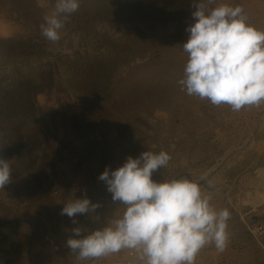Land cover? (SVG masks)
I'll return each instance as SVG.
<instances>
[{
	"label": "rangeland",
	"instance_id": "1",
	"mask_svg": "<svg viewBox=\"0 0 264 264\" xmlns=\"http://www.w3.org/2000/svg\"><path fill=\"white\" fill-rule=\"evenodd\" d=\"M118 1H121V4L124 3L125 5L143 4L142 6L138 5L139 7H142L140 11H145L144 13L143 11L140 12V15L138 14V17L142 19L147 18V16H151L150 12H147L145 8H148L149 5H154L156 15L158 13V16L155 18V20L165 24V27H163L164 29H161L162 32L159 31V35L157 36L155 41L156 43H154V45L150 43V39L144 36L142 38L145 41H143V39L141 40L140 46L142 47L140 50L138 48L139 46L137 47V45H130L132 42L129 40H126V42L129 43H123L122 38L124 39V35L126 36L125 39L130 38L132 37V31L128 32V34H125V32L122 34L120 32L117 33L116 36H113L110 34V31L105 28H101L99 25H101L102 20L106 23L110 17H113L112 15L115 13L113 9L109 8L99 15H90L87 10L81 9L80 7V9L77 12L72 13V15H70L72 17L69 16L68 20L65 22L66 25L68 24L67 27L69 28L67 31L68 37L71 36L70 34H72L70 42L68 41V43H65V41H59L60 43H58V45H61L60 48L53 50L54 42L52 43V41L50 42V40L45 39L41 32V25L46 24V22L44 19V9L37 0H1V2H4V5L7 9L8 15H5V17L9 21H7L8 23H2L3 26L2 24L0 25L2 27L0 28V49L2 51H0V58L2 57L1 59L5 61V65L3 67L0 66V106L2 103V105L5 106L0 107V136L1 138L3 136V138L0 139V157H3L6 160L8 158L7 161H9L8 163L13 174V176L11 174L13 177L11 179L13 186L9 183L10 185L8 184L5 186V190L0 189V264H144V262L140 260L141 253L137 249L123 248L116 253H112L104 257L81 260L78 258L77 254L72 252L66 245L67 239L73 236L72 229L80 227L82 229V235H87L96 229H102L103 227L108 226L109 219H117L122 217L123 212L125 211L124 206L120 203L115 204L112 202L111 194L107 191L106 184L99 180V175L106 168L110 169L112 167L110 170L117 169L123 165L129 156L133 158L138 157L143 151H151L157 154L161 151H165L171 156L167 166L161 168L158 172L153 174V179L155 181L165 182L172 179L186 178L191 181L198 182L202 186L204 193L211 197L210 203L215 209H227L230 212V219L228 221V232L230 239L226 249L223 252H220L216 249L214 244H208L197 254L195 258V264H264V102L258 106H244L239 111H233L230 105L221 104L219 106H215L207 98L200 99L197 96L188 95L186 90H182V86L179 84V81L183 78L184 66L188 58V54L183 49V44L189 38V33L186 31L187 27L194 23L192 12L195 10L193 7L195 0ZM51 2L53 3L52 0ZM221 4H227L232 7H241L247 17V22L254 25L257 29L264 30V0H215V3L211 5V7H216ZM129 13L131 16H133V13ZM164 14H166V16ZM134 15L136 16V14ZM75 17H77L76 20ZM101 17L102 19H100ZM94 20H96V22ZM79 21L81 24L78 23ZM103 22L102 24H104ZM14 26H16L18 29H22L21 34L16 36L13 34L12 36L11 29ZM81 31L83 34H81ZM27 36L31 38L29 39ZM98 37L100 39H98ZM26 38L29 40V42ZM103 38L106 40H103ZM119 39L122 40V42L118 41ZM76 40L77 43L74 42ZM90 40L91 43L92 40H94V48L95 46L97 48H95V53H92L91 49H89L91 47ZM107 42L108 44L106 45ZM64 44H68V46L66 45V47ZM21 46H23L22 48L24 49H21ZM33 46L35 48H32ZM100 46L102 48H100ZM82 48L83 50L81 51ZM130 48H132L134 51ZM120 49L122 50L119 51ZM1 53L3 55H1ZM127 53L131 55L134 54L133 56L136 57V59L130 62L127 61L125 58ZM140 53H144V56ZM37 54L40 55L37 56ZM96 58H98V60H96ZM27 59H29V61ZM84 60L86 62H84ZM62 61L65 62L61 63ZM158 61L163 62L166 65H171V68L173 66L174 70L178 71L179 73V77L176 80V84L174 85L176 89L172 93V96L170 94L169 100L163 99L167 101H158L155 100V98H151V101L143 100V105L137 110H134V112L131 113V111L128 110L125 113H120L119 121L123 120L124 123L130 125H132V123L131 121H128L127 118L129 116L134 117L136 120V124L134 126H129L126 124L127 126L123 125L121 128L119 127V123V125H117L115 128L107 125L103 118L104 109L107 107L106 105L108 102L117 96V93H114L117 89H113V81H119L120 78V80H122L123 78L128 77L134 68H147V64L149 66L152 63H159ZM66 62L68 63V66ZM82 63L83 65H81ZM107 63L111 64L107 65ZM59 66L62 70L59 68ZM70 66L71 68H69ZM14 70L16 72H14ZM21 70H25L24 73ZM64 72L67 76L64 75ZM68 72L70 73L68 74ZM93 72L95 73L93 74ZM71 73L73 75L75 74V77L72 79H70L73 76ZM3 74L7 75V77H4ZM10 74H12V76ZM24 74L28 77H25ZM125 74L126 76H124ZM86 75L87 77L85 78ZM9 76L12 78H8ZM76 76L78 77L77 79ZM46 78L48 80H45ZM67 79H70L71 81ZM16 80H19V82ZM99 81H102V83ZM82 82H85V84L87 82L88 84L85 85ZM1 85L2 87H5V89H3L4 92L2 91ZM101 85L103 86L102 88ZM10 86L11 88L13 86L14 87L11 89ZM85 87L89 90L85 89ZM97 87L99 89H97ZM100 89L102 92L99 91ZM17 91L19 93H17ZM45 91L47 92L45 93ZM6 92L9 93V95ZM111 92H113V94ZM62 96L65 97L63 98ZM93 101L96 105H100H98L99 108L93 103ZM102 102H105L106 104H103ZM12 104L13 106H10ZM91 104L94 107L91 106ZM87 105L90 106L88 107ZM102 105H104L105 108ZM84 106L87 108H84ZM38 107H40V110ZM95 107L97 108L95 109ZM14 108L17 109L14 110ZM100 108L103 109L101 110ZM98 109L101 113L97 111ZM50 112H53L54 114H51ZM128 112L131 114L127 115ZM78 113L83 114L84 116L80 114L78 115ZM5 121L6 123H4ZM14 123H16V125ZM2 126H4L3 129L5 131L2 129ZM34 126H37L39 131L37 130V127ZM129 128L132 134L130 135V138H126L124 137L125 135L127 136L125 131H127ZM110 134L115 135L117 140L116 143H114L113 139L110 140ZM61 139H63V141ZM126 140H128L130 143L127 150L129 153L127 152L126 155L122 156L120 160H116L118 156L117 154L124 152L122 148L123 144L120 145V143H126ZM1 141L4 143L2 142L3 144H1ZM78 143H80V145ZM81 146L83 149H81ZM76 151L78 152V157ZM81 151L84 153H81ZM98 151L100 152V156H98ZM66 155L69 157L70 155L72 156L69 158ZM44 157L47 159H44ZM32 158L36 162H34ZM31 163L33 164V167ZM16 164L19 165L17 166ZM39 165H41V167ZM18 169L22 170L19 171ZM22 171L24 172L23 174L21 173ZM35 172L37 174H35ZM29 177H33L34 180L31 181ZM209 181L211 182V185H209ZM16 190H18L20 193L18 194ZM10 192H12V194H10ZM7 193L10 195H7ZM20 194H23L24 196ZM32 195L35 197L33 198ZM9 196H13L14 199ZM85 197L91 199L93 203H98L100 205L95 213L91 215H77L75 218H70L67 215H61V210L64 207V204L74 201L75 199H82ZM51 207L54 208V211H52ZM3 209H7L6 212ZM42 209L45 212L42 211ZM37 213H40V215ZM31 214L33 218L31 217ZM15 228L18 230V232ZM4 229L7 230L5 231ZM19 229H21V231ZM23 229L25 230L22 231ZM6 237L11 241L6 239ZM241 237L243 238L241 239ZM4 243L7 246H3ZM17 246L19 248H17ZM10 254L12 256H10ZM5 255H8L9 257H6ZM59 255L60 257L58 258Z\"/></svg>",
	"mask_w": 264,
	"mask_h": 264
},
{
	"label": "clouds",
	"instance_id": "2",
	"mask_svg": "<svg viewBox=\"0 0 264 264\" xmlns=\"http://www.w3.org/2000/svg\"><path fill=\"white\" fill-rule=\"evenodd\" d=\"M214 3L193 4L194 23L187 27L189 38L183 44L188 58L179 83L188 95L207 98L215 106L227 104L233 111L258 106L264 102V30L249 24L241 7H211ZM78 8L79 0H56L55 12L41 25L42 35L59 41L60 30ZM170 159L165 151H143L115 170L106 168L99 180L106 184L112 202L122 204L125 211L90 234L82 235L80 227L72 229L67 247L81 260L137 249L144 264H195L208 244L223 252L230 239V212L215 209L198 182L155 181L153 174ZM11 174L9 163L0 157V189L11 183ZM99 207L87 197L75 199L64 204L61 215H91Z\"/></svg>",
	"mask_w": 264,
	"mask_h": 264
},
{
	"label": "bare ground",
	"instance_id": "3",
	"mask_svg": "<svg viewBox=\"0 0 264 264\" xmlns=\"http://www.w3.org/2000/svg\"><path fill=\"white\" fill-rule=\"evenodd\" d=\"M38 2H39V4H41L42 6V8L44 9L43 11H44V15H45V17L46 16H50V15H52L54 12H55V4H56V0H52L53 1V3L51 2V0H37ZM130 1V0H129ZM140 3V2H139ZM142 3V2H141ZM139 5V4H138ZM138 5H125L124 3H122L121 4V1H118V0H79V8H78V10L80 9V7H81V9H85V10H87L89 13H90V15H94V14H96V15H99V14H101L103 11H105V10H107V9H109V8H111V9H113L114 11H115V13H114V15H112L113 17H110V18H112V19H106L107 21H106V23L105 22H103V20H102V22L104 23V24H102V22H101V25H99L101 28H105V29H107L108 31H110L111 33V35H113V36H116L117 35V33H124L125 32V34H128V32H131L132 31V33H131V35H132V37H130V38H126L125 39V35H124V39L122 38V40H123V43H125L126 42V40H129V41H131L132 42V44H130V45H137V47L141 50V47L142 46H140L141 45V40L143 39L142 37H146V38H148V39H150L149 41H150V43L151 44H153L154 45V43H156L155 41H156V38H157V36L159 35V31L160 32H162L161 31V29L163 28V27H165L164 25V23L162 22H158L157 20H155V18H157V16H158V13H157V15H156V10L154 9V5L153 6H150L149 4V7L148 8H145L146 10H147V12L149 11L150 12V14H151V16L150 17H148L146 14H144L145 16H147V18H139L138 17V14L140 15V12H142V11H140V9L142 8V7H139ZM143 5V4H142ZM141 5V6H142ZM147 7V6H146ZM77 10V11H78ZM76 11V12H77ZM152 11V12H151ZM161 11V10H160ZM162 11H163V9H162ZM129 12H131V13H133V16H131L130 15V13ZM145 11H143V13H144ZM160 13V12H159ZM80 14H81V12H80ZM134 14H136V16L134 15ZM149 14V15H150ZM162 14V13H161ZM5 15H8V12H7V9H6V7H5V5H4V2H1V0H0V25L2 24V23H5V22H7V21H9L6 17H5ZM43 15V14H42ZM72 15V14H71ZM163 15V14H162ZM165 16H166V14H164ZM160 16V15H159ZM44 17V16H43ZM70 17H72V16H70ZM87 17V16H86ZM95 17H97V16H95ZM142 17V16H141ZM160 17H162V16H160ZM168 17V16H167ZM76 18L77 17H75V20H76ZM163 18H165V17H163ZM96 19V18H95ZM100 19H102V17L100 18ZM115 19V20H114ZM166 19V18H165ZM99 20V19H98ZM142 20H144V21H142ZM162 20V19H161ZM73 21V20H72ZM95 22H96V20H94ZM138 21H140V22H138ZM71 22V21H70ZM88 22V21H87ZM145 22V23H144ZM8 23V22H7ZM73 23V22H72ZM78 23H80V21L78 22ZM86 23V22H85ZM10 24V23H9ZM75 24V23H74ZM81 24V23H80ZM128 24V25H127ZM13 25V24H12ZM68 25V24H67ZM67 25H66V23L64 24V27L60 30V40L59 41H65V43H68V41L70 42V38L72 37V34H70L71 36H69L68 37V34H67V31H68V27H67ZM88 25V24H87ZM98 25V24H97ZM2 26H3V24H2ZM75 26V25H74ZM127 26H129V27H127ZM14 27H16V26H14ZM13 27V28H14ZM22 27V26H21ZM0 28H2L1 26H0ZM7 28H8V26H7ZM11 29V31H12V36H13V34L16 36V35H19V34H21V32H22V29H18L17 27L16 28H14V29ZM78 28V27H77ZM92 28V27H91ZM93 28H94V25H93ZM164 29V28H163ZM76 30V29H75ZM74 30V31H75ZM79 30V29H78ZM81 30V29H80ZM10 31V32H11ZM84 31V30H83ZM103 31V30H102ZM78 32V31H77ZM80 33V32H79ZM86 33V32H85ZM91 33V32H90ZM81 34H83V32L81 31ZM87 34V33H86ZM96 34V33H95ZM9 35V34H8ZM90 35V34H89ZM100 35V34H99ZM103 35V34H102ZM105 35V34H104ZM119 35V34H118ZM130 35V34H129ZM161 35V34H160ZM88 36V35H87ZM10 37V36H9ZM8 37V38H9ZM28 37V36H27ZM81 37V36H80ZM89 37V36H88ZM91 37H93V36H91ZM105 37V36H104ZM13 38V37H12ZM11 38V39H12ZM29 38V37H28ZM31 38V37H30ZM29 38V39H30ZM43 38V37H42ZM78 38V37H77ZM102 38V37H101ZM112 38V37H111ZM110 38V39H111ZM1 39V38H0ZM27 39V38H26ZM32 39H34V38H32ZM41 39V38H40ZM44 39V38H43ZM46 39V38H45ZM82 39V38H81ZM80 39V40H81ZM98 39H100L99 37H98ZM109 39V38H108ZM121 39V38H120ZM118 40V41H120V42H122V40ZM132 39V40H131ZM147 39V40H148ZM7 40V39H6ZM9 40V39H8ZM28 40V39H27ZM35 40V39H34ZM42 40V39H41ZM72 40V39H71ZM75 40V39H74ZM103 40H106L105 38H103ZM5 41V40H4ZM14 41V40H13ZM59 41H57V42H54V46H53V50H57V49H59L60 48V46L61 45H58V43H60ZM93 41L94 40H92V43H91V40H90V43H91V47L89 48V49H91V51H92V53H95V48H96V46H95V48H94V45H93ZM143 41H145L144 39H143ZM6 42V41H5ZM12 42V41H11ZM25 42V41H24ZM28 42H29V40H28ZM32 42V41H31ZM43 42V41H42ZM51 42V41H50ZM72 42V41H71ZM75 43H77V40L76 41H74ZM103 42V41H102ZM111 42V41H110ZM113 42H114V40H113ZM116 42V41H115ZM21 43V42H20ZM26 43V42H25ZM47 43V42H46ZM53 43V42H52ZM126 43H129V42H126ZM24 44V43H23ZM79 44V43H78ZM81 44V43H80ZM100 44V43H99ZM105 44V43H104ZM108 44V42L106 43V45ZM111 44V43H110ZM145 44V43H144ZM16 45V44H15ZM18 45V44H17ZM44 45V44H43ZM62 45H63V43H62ZM65 46L67 45L68 46V44H64ZM69 45H71V44H69ZM82 45H84V44H82ZM112 45V44H111ZM14 46V45H13ZM12 46V47H13ZM28 46H30V45H28ZM35 46V45H34ZM32 47V48H35V47ZM38 46H40V45H38ZM51 46V45H50ZM64 46V47H65ZM66 46V47H67ZM73 46V45H72ZM88 46V45H87ZM87 46H86V48H87ZM99 46V45H98ZM121 46V45H120ZM125 46H127V45H125ZM125 46H123V47H125ZM3 47V46H2ZM10 47V46H9ZM23 46H21V49H24V48H22ZM41 47V46H40ZM39 47V48H40ZM83 47H85V46H83ZM107 47V46H106ZM110 47V46H109ZM108 47V48H109ZM122 47V46H121ZM128 47V46H127ZM143 47H145V46H143ZM5 48V47H4ZM14 48V47H13ZM12 48V49H13ZM16 48V47H15ZM42 48H44V47H42ZM41 48V49H42ZM52 48V47H51ZM73 48H75V47H73ZM100 48H102L101 46H100ZM100 48H98V49H100ZM126 48V47H125ZM135 48V47H134ZM137 48V49H138ZM10 49V48H9ZM38 49V48H37ZM45 49V48H44ZM66 49V48H65ZM97 49V48H96ZM124 49V48H123ZM130 49H132V48H130ZM4 50V49H3ZM52 50V51H53ZM61 50V49H60ZM73 50V49H72ZM83 50V48L81 49V51ZM102 50V49H101ZM113 50V49H112ZM115 50H116V48H115ZM117 50H118V48H117ZM122 49H120L119 51H121ZM133 50V49H132ZM0 51H1V49H0ZM13 51V50H12ZM15 51V50H14ZM17 51V50H16ZM20 51V50H19ZM26 51V50H25ZM30 51V50H29ZM43 51V50H42ZM64 51V50H63ZM67 51V50H66ZM79 51H80V49H79ZM88 51V50H87ZM97 51V50H96ZM107 51V50H106ZM134 51V50H133ZM2 52V51H1ZM9 52V51H8ZM22 52V51H21ZM30 52H32V51H30ZM34 52V51H33ZM40 52V51H39ZM65 52V51H64ZM74 52V51H73ZM89 52H90V50H89ZM103 52V51H102ZM113 52H114V50H113ZM123 52H124V50H123ZM140 52V51H139ZM141 52H143V51H141ZM15 53V52H14ZM17 53V52H16ZM24 53V52H23ZM37 53V52H36ZM42 53V52H41ZM52 53V52H51ZM97 53V52H96ZM138 53V52H137ZM13 54V53H12ZM28 54V53H27ZM77 54V53H76ZM75 54V55H76ZM103 54V53H102ZM141 54V53H140ZM143 54V56H144V53H142ZM141 54V55H142ZM1 55H3L2 53H1ZM5 55V54H4ZM14 55V54H13ZM22 55V54H21ZM20 55V56H21ZM40 55V54H39ZM38 54H37V56H39ZM42 55V54H41ZM47 55V54H46ZM59 55H61V54H59ZM72 55V54H71ZM101 55V54H100ZM107 55V54H106ZM109 55V54H108ZM134 55V54H133ZM133 55H131V54H129V53H127V55H125V58L127 59V61H132V60H134V59H136V57H134ZM26 56V55H25ZM66 56V55H65ZM87 56V55H86ZM95 56V55H94ZM102 56V55H101ZM104 56V55H103ZM121 56V55H120ZM136 56V55H135ZM138 56H139V54H138ZM11 57V56H10ZM51 57V56H50ZM80 57V56H79ZM106 57V56H105ZM119 57V56H118ZM118 57H117V59H118ZM123 57V56H122ZM142 57V56H141ZM2 58V57H1ZM0 58V66L1 67H3L4 65H5V61L3 60V59H1ZM17 58V57H16ZM28 58V57H27ZM33 58V57H32ZM43 58V57H42ZM45 58V57H44ZM49 58V57H48ZM54 58V57H53ZM59 58V57H58ZM85 58V57H84ZM89 58H90V56H89ZM88 58V59H89ZM114 58V57H113ZM120 58V57H119ZM6 59V58H5ZM9 59V58H8ZM45 59H47V58H45ZM66 59V58H65ZM72 59V58H71ZM76 59H78V58H76ZM109 59V58H108ZM108 59H107V61H108ZM116 59V60H117ZM122 59V58H121ZM124 59V58H123ZM28 61H29V59H27ZM33 60V59H32ZM35 60V59H34ZM38 60V59H37ZM62 60V59H61ZM64 60V59H63ZM96 60H98V58H96ZM106 60V59H105ZM111 60V59H110ZM114 60V59H113ZM138 60V59H137ZM14 61V60H13ZM42 61V60H41ZM70 61V60H69ZM83 61V60H82ZM88 61V60H87ZM93 61V60H92ZM91 61V62H92ZM106 61V62H107ZM139 61V60H138ZM137 61V62H138ZM11 62V61H10ZM17 62V61H16ZM19 62V61H18ZM26 62V61H25ZM33 62V61H32ZM37 62V61H36ZM65 62V61H64ZM63 61L61 62V63H64ZM84 62H86L85 60H84ZM96 62V61H95ZM102 62V61H101ZM104 62V61H103ZM109 62H111V61H109ZM147 62H149V61H147ZM153 62H155V61H153ZM157 62V61H156ZM159 62V61H158ZM6 63H8V62H6ZM23 63V62H22ZM34 63V62H33ZM32 63V64H33ZM42 63H43V61H42ZM55 63H57V62H55ZM54 63V64H55ZM67 63V62H66ZM74 63V62H73ZM89 63V62H88ZM98 63V62H97ZM96 63V64H97ZM132 63V62H131ZM143 63V62H142ZM150 63V62H149ZM18 64V63H17ZM30 64V63H29ZM46 64V63H45ZM53 64V65H54ZM59 64V63H58ZM75 64V63H74ZM78 64H79V62H78ZM87 64V63H86ZM90 64V63H89ZM101 64V63H100ZM100 64H99V66H100ZM108 64H111V63H107V65ZM114 64V63H113ZM122 64H123V62H122ZM136 64V63H135ZM16 65V64H15ZM25 65V64H24ZM56 65V64H55ZM60 65V64H59ZM81 65H83V63L81 64ZM101 65H103V64H101ZM105 65V64H104ZM118 65V64H117ZM121 65V64H120ZM126 65V64H125ZM131 65V64H130ZM8 66V65H7ZM19 66H22V65H19ZM18 66V67H19ZM26 66H27V64H26ZM41 66V65H40ZM61 66V65H60ZM60 66H59V68H60ZM65 66V65H64ZM67 66H68V63H67ZM72 66V65H71ZM71 66L69 67V68H71ZM89 66V65H88ZM92 66V65H91ZM95 66V65H94ZM110 66V65H109ZM114 66V65H113ZM122 66V65H121ZM134 66V65H133ZM132 66V67H133ZM136 66V65H135ZM147 66V68L145 69V68H141V67H137V68H134V69H132V72H131V74L128 76V77H126V78H123L122 80H120L119 79V81L118 80H116V81H113V84H114V86H113V89L115 90V89H117L116 90V92H114V93H117V96H115V98H113L112 100H110L109 102L108 101H106V102H108V104L106 105L107 107L105 108L104 107V105H102L105 109H104V116H103V118H104V122L107 124V125H109V126H112V127H117V125H119V123H120V126L119 127H121L122 128V126L123 125H126L127 123H124V121L122 120V121H119V115H120V113L122 114L123 112L125 113L126 111H128V110H130L131 111V113L132 112H134V110H137L140 106H142L143 104H142V101L143 100H146V101H151L150 99L151 98H155V100H158V101H167V100H163V99H168L169 100V96H170V94H171V96H172V93L174 92V90L176 89L175 87H174V85L176 84V80L178 79V77H179V73H178V71H176V70H174V68H173V66H172V68H171V65H166V64H164L163 62H159V63H152V64H150L149 66H148V64L146 65ZM10 67V66H9ZM33 67V66H32ZM36 67H37V65H36ZM48 67V66H47ZM51 67V66H50ZM128 67V66H127ZM16 68V67H15ZM14 68V69H15ZM25 68V67H24ZM23 68V69H24ZM40 68V67H39ZM55 68V67H54ZM63 68H65V67H63ZM73 68V67H72ZM74 68H75V66H74ZM73 68V69H74ZM86 68H87V66H86ZM117 68V67H116ZM5 69V68H4ZM22 69V70H23ZM37 69V68H36ZM35 69V70H36ZM43 69V68H42ZM45 69H47V68H45ZM61 69V68H60ZM68 69V68H67ZM73 69H72V71H73ZM77 69H80V68H77ZM77 69H76V71H77ZM94 69V68H93ZM108 69V68H107ZM121 69V68H120ZM7 70V69H6ZM19 70V69H18ZM21 70V71H22ZM54 70V69H53ZM62 70V69H61ZM85 70H88V69H85ZM96 70H97V68H96ZM122 70V69H121ZM174 70V71H173ZM4 71V70H3ZM13 71V70H12ZM25 71V70H24ZM24 71H22L23 73H24ZM26 71H27V69H26ZM33 71V70H32ZM45 71V70H44ZM47 71V70H46ZM59 71V70H58ZM66 71V70H65ZM90 71V70H89ZM109 71V70H108ZM111 71V70H110ZM116 71V70H115ZM130 71H131V69H130ZM129 71V72H130ZM14 72H16L15 70H14ZM34 72V71H33ZM67 72V71H66ZM91 72V71H90ZM112 72V71H111ZM120 72V71H119ZM128 72V73H129ZM1 73V72H0ZM18 73V72H17ZM35 73V72H34ZM41 73V72H40ZM39 73V74H40ZM44 73V72H43ZM61 73V72H60ZM70 72H68V74H69ZM75 73V72H74ZM81 73V72H80ZM92 73V72H91ZM95 72H93V74H94ZM115 73H118V72H115ZM115 73H113V74H115ZM20 74V73H19ZM18 74V75H19ZM32 74V73H31ZM50 74H51V72H50ZM62 74V73H61ZM72 74V73H71ZM78 74V73H77ZM76 74V75H77ZM124 74V73H123ZM11 76H12V74H10ZM14 75V74H13ZM21 75V74H20ZM33 75V74H32ZM64 75L65 76H67L66 74H65V72H64ZM73 75V74H72ZM75 75V74H74ZM72 76L70 79H72V78H74L75 76ZM82 75V74H81ZM111 75H112V73H111ZM116 75V74H115ZM3 76L4 77H7V75H4L3 74ZM11 76H9L8 78H10ZM24 76H25V74H24ZM27 76V75H26ZM25 76V77H26ZM38 76V75H37ZM47 76V75H46ZM50 76H52V75H50ZM105 76V75H104ZM109 76V75H108ZM124 76H126V74L124 75ZM15 77V76H14ZM17 77V76H16ZM28 77V76H27ZM29 77H30V75H29ZM48 77V76H47ZM54 77V76H53ZM58 77H60V76H58ZM70 77V76H69ZM81 77V76H80ZM87 77V75L85 76V78ZM89 77V76H88ZM115 77V76H114ZM12 78V77H11ZM10 78V79H11ZM19 78V77H18ZM17 78V79H18ZM23 78V77H22ZM38 78V77H37ZM43 78V77H42ZM78 77L76 76V79H77ZM82 78V77H81ZM84 78V79H85ZM110 78H112V77H110ZM9 79V80H10ZM16 79V78H15ZM14 79V80H15ZM32 79H33V77H32ZM70 79H67V80H70ZM113 79H115V78H113ZM8 80V79H7ZM45 80H48L47 78L45 79ZM50 80V79H49ZM52 80V79H51ZM55 80H57V79H55ZM54 80V81H55ZM64 80H65V78H64ZM83 80V79H82ZM89 80V79H88ZM105 80H107V79H105ZM3 81V80H2ZM12 81V80H11ZM17 81V80H16ZM21 81V80H20ZM24 81V80H23ZM28 81V80H27ZM26 81V82H27ZM71 81V80H70ZM87 81V80H86ZM90 81V80H89ZM103 81V80H102ZM102 81H99V82H101L102 83ZM8 82V81H7ZM15 82V81H14ZM17 82H19V80L17 81ZM26 82H25V84H26ZM37 82V81H36ZM65 82V81H64ZM67 82V81H66ZM94 82V81H93ZM98 82V81H97ZM109 82V81H108ZM108 82H106V83H108ZM42 83V82H41ZM74 83V82H73ZM78 83V82H77ZM83 83V82H82ZM8 84V83H7ZM14 84V83H13ZM17 84V83H16ZM24 84V83H23ZM22 84V85H23ZM39 84V83H38ZM46 84V83H45ZM51 84V83H50ZM54 84H55V82H54ZM66 84H68V83H66ZM74 84H76V83H74ZM83 84H85V82L83 83ZM86 84H88L87 82H86ZM85 84V85H86ZM92 84V83H91ZM180 84V83H179ZM3 85H4V83H3ZM9 85V84H8ZM31 85L33 86V84L31 83ZM84 85V86H85ZM92 85H94V84H92ZM100 85V84H99ZM103 85H104V83H103ZM7 86V85H6ZM12 86V85H11ZM11 86H10V88H11ZM17 86V85H16ZM35 86V85H34ZM38 86H40V85H38ZM14 87V86H13ZM12 87V88H13ZM77 87V86H76ZM89 87V86H88ZM103 86L101 85V88H102ZM110 87V86H109ZM117 87V88H116ZM1 88H2V91H3V89H5V87H2V85H1ZM11 88V89H12ZM22 88V87H21ZM73 88H74V86H73ZM78 88V87H77ZM80 88V87H79ZM107 88V87H106ZM10 89V90H11ZM26 89V88H25ZM33 89H35V88H33ZM75 89V88H74ZM85 89H88V88H86L85 87ZM97 89H99L98 87H97ZM14 90H15V88H14ZM36 90V89H35ZM89 90V89H88ZM90 90H93V89H90ZM104 90H105V88H104ZM104 90H103V92H104ZM109 90V89H108ZM111 90V89H110ZM48 91V90H47ZM47 91H45V93L47 92ZM81 91V90H80ZM94 91H96V90H94ZM99 91H101V89L99 90ZM98 91V92H99ZM113 91V90H112ZM4 92V91H3ZM8 92V91H7ZM6 92V93H7ZM78 92V91H77ZM83 92V91H82ZM86 92V91H85ZM102 92V91H101ZM5 93V94H6ZM17 93H19L18 91H17ZM33 93V92H32ZM36 93H37V91H36ZM48 93H49V91H48ZM94 93V92H93ZM100 93V92H99ZM112 94H113V92H111ZM8 95H9V93H7ZM54 94V93H53ZM52 94V95H53ZM75 94V93H74ZM95 94V93H94ZM98 94V93H97ZM96 94V95H97ZM104 94H105V92H104ZM107 94V93H106ZM3 95V94H2ZM92 95V94H91ZM91 95H90V98H91ZM108 95H109V93H108ZM32 96V95H31ZM105 96V95H104ZM2 97V96H1ZM20 97V96H19ZM63 98L65 97V96H62ZM61 97V98H62ZM81 97V96H80ZM87 97V96H86ZM9 98V97H8ZM11 98V97H10ZM14 98V97H13ZM28 98V97H27ZM52 98V97H51ZM75 98V97H74ZM73 98V99H74ZM89 98V97H88ZM89 98V99H90ZM97 98H98V96H97ZM110 98V97H109ZM18 99V98H17ZM96 99V98H95ZM6 100V99H5ZM10 100V99H9ZM9 100H8V102H9ZM19 100H20V98H19ZM25 100V99H24ZM53 100V99H52ZM56 100V99H55ZM99 100V99H98ZM102 100V99H101ZM106 100V99H105ZM104 100V101H105ZM63 101V100H62ZM65 101H68V100H65ZM73 101H75V100H73ZM96 101V100H95ZM20 102V101H19ZM31 102V101H30ZM80 102V101H79ZM83 102V101H82ZM100 102V101H99ZM16 103V102H15ZM26 103V102H25ZM40 103V102H39ZM53 103V102H52ZM67 103H69V102H67ZM85 103V102H84ZM93 103L95 104V102L93 101ZM92 103V104H93ZM103 103V102H102ZM132 104V105H130V104ZM3 104V103H2ZM1 104V106H3ZM7 104V103H6ZM9 104V103H8ZM46 104V103H45ZM44 104V105H45ZM48 104V103H47ZM54 104V103H53ZM91 104V106H93ZM103 104H106L105 102L103 103ZM5 105V104H4ZM17 105H18V103H17ZM40 105V104H39ZM43 105V104H42ZM55 105V104H54ZM67 105V104H66ZM75 105V104H74ZM96 105V104H95ZM99 104H97L96 106H98ZM0 106V107H1ZM10 106H13V104L12 105H10ZM16 106V105H15ZM29 106V105H28ZM48 106V105H47ZM50 106V105H49ZM56 106H58V105H56ZM88 106V105H87ZM90 106V105H89ZM88 106V107H89ZM100 106V105H99ZM99 106H98V108H99ZM3 107H5V106H3ZM53 107V106H52ZM61 107V106H60ZM59 107V108H60ZM67 107V106H66ZM78 107V106H77ZM86 106H84V108H85ZM94 107V106H93ZM7 108V107H6ZM5 108V109H6ZM40 107H38V109H39ZM50 108V107H49ZM54 108V107H53ZM56 108V107H55ZM87 108V107H86ZM97 107H95V109H96ZM15 109H17V108H14V110ZM43 109V108H42ZM42 109H41V111H42ZM90 109H91V107H90ZM95 109H93V110H95ZM101 110L103 109V108H100ZM3 110V109H2ZM8 110H9V108H8ZM13 110V111H14ZM19 110V109H18ZM35 110V109H34ZM40 110V109H39ZM60 110V109H59ZM83 110V109H82ZM92 110V111H93ZM5 111V110H4ZM20 111V110H19ZM65 111V110H64ZM84 111V110H83ZM91 111V110H90ZM97 111H99V109L97 110ZM16 112H17V110H16ZM39 112V111H38ZM46 112H47V110H46ZM75 112V111H74ZM82 112V111H81ZM100 112V111H99ZM98 112V113H99ZM4 113V112H3ZM6 113V112H5ZM51 113V112H50ZM53 113V112H52ZM51 113V114H52ZM65 113H66V111H65ZM70 113H71V111H70ZM101 113V112H100ZM131 113H127V115L128 114H131ZM8 114V113H7ZM23 114V113H22ZM40 114V113H39ZM54 114V113H53ZM77 114V113H76ZM80 113H78V115H79ZM86 114V113H85ZM93 114V113H92ZM10 115V114H9ZM15 115H17V114H15ZM41 115V114H40ZM44 115V114H43ZM46 115V114H45ZM80 115H83V114H80ZM87 115V114H86ZM28 116V115H27ZM61 116V115H60ZM84 116V115H83ZM82 116V117H83ZM88 116V115H87ZM95 116V115H94ZM99 116V115H98ZM41 117V116H40ZM39 117V118H40ZM44 117V116H43ZM50 117V116H49ZM90 117V116H89ZM97 117V116H96ZM127 117V116H126ZM52 118V117H51ZM69 118H71V117H69ZM98 118V117H97ZM2 119H3V117H2ZM1 119V120H2ZM22 119V118H21ZM31 119V118H30ZM45 119H46V117H45ZM61 119V118H60ZM87 119H89V118H87ZM92 119H94V118H92ZM102 119V118H101ZM4 120V119H3ZM72 120V119H71ZM127 120L128 121H131V123H132V125L134 126L135 124H136V120H135V118L134 117H132V116H129L128 118H127ZM16 121H17V119H16ZM34 121V120H33ZM40 121V120H39ZM63 121V120H62ZM68 121V120H67ZM97 121V120H96ZM25 122V121H24ZM41 122V121H40ZM44 122V121H43ZM51 122V121H50ZM57 122V121H56ZM59 122H60V120H59ZM93 122V121H92ZM4 123H6V121L4 122ZM8 123V122H7ZM44 123H46V122H44ZM49 123V122H48ZM68 123V122H67ZM71 123V122H70ZM79 123V122H78ZM10 124V123H9ZM8 124V125H9ZM15 125H16V123H14ZM19 124V123H18ZM57 124V123H56ZM44 125V124H43ZM59 125V124H58ZM127 125H129V126H132V125H130V124H127ZM126 125V126H127ZM6 126V125H5ZM13 126V125H12ZM39 126H40V124H39ZM3 127L4 126H2V129H3ZM11 127V126H10ZM19 127V126H18ZM34 127H37V126H34ZM47 127V126H46ZM70 127V126H69ZM90 127H92V126H90ZM14 128V127H13ZM47 129H48V127H47ZM4 130V129H3ZM7 130V129H6ZM32 130H33V128H32ZM37 130H38V127H37ZM122 130V129H121ZM0 131H1V129H0ZM5 131V130H4ZM8 131V130H7ZM13 131V130H12ZM39 131V130H38ZM50 131V130H49ZM59 131V130H58ZM87 131V130H86ZM3 132V131H2ZM43 132H44V130H43ZM126 133H127V136L125 135L124 137H126V138H130V135L132 134L131 133V131H130V128L127 130V131H125ZM7 133V132H6ZM6 133H4V134H6ZM9 133V132H8ZM11 133V132H10ZM25 133V132H24ZM59 133V132H58ZM122 133V132H121ZM15 134H16V132H15ZM22 134V133H21ZM26 134V133H25ZM44 134V133H43ZM82 134V133H81ZM109 134V133H108ZM18 135V134H17ZM17 135H15V136H17ZM35 135V134H34ZM85 135V134H84ZM8 136V135H7ZM23 136V135H22ZM32 136V135H31ZM50 136V135H49ZM55 136V135H54ZM110 140L111 139H113L114 140V143H116L117 142V140H116V137H115V135H111L110 134ZM123 136V135H122ZM6 137V136H5ZM4 137V138H5ZM28 137H29V135H28ZM56 137V136H55ZM58 137V136H57ZM78 137V136H77ZM81 137V136H80ZM2 138H3V136H2ZM1 138V136H0V139H2ZM7 138V137H6ZM18 138V137H17ZM64 138V137H63ZM14 139V138H13ZM16 139V138H15ZM24 139V138H23ZM22 139V140H23ZM41 139V138H40ZM74 139V138H73ZM17 140V139H16ZM53 140H54V138H53ZM55 140H56V138H55ZM62 141H63V139H61ZM86 140H88V139H86ZM12 141V140H11ZM33 141V140H32ZM47 141V140H46ZM60 141V140H59ZM80 141V140H79ZM79 141H76V142H79ZM85 141V140H84ZM3 141H1V144H3L2 143ZM8 142V141H7ZM17 142V141H16ZM21 143V142H20ZM24 143V142H23ZM57 143V142H56ZM110 143V142H109ZM119 143V142H118ZM8 144V143H7ZM64 144V143H63ZM79 145H80V143H78ZM121 144H123L122 145V148H123V153L121 154V153H118L117 155V158H116V160H120L121 159V157L122 156H125L126 155V153L128 152L129 153V151H127L128 150V147H129V141L128 140H126V143H120V145ZM21 145V144H20ZM24 145V144H23ZM57 145V144H56ZM87 145V144H86ZM5 146H7V145H5ZM88 146V145H87ZM112 146V145H111ZM30 147V146H29ZM38 147V146H37ZM44 147H46V146H44ZM99 147V146H98ZM10 148V147H9ZM79 148V147H78ZM119 148H120V146H119ZM2 149H4V148H2ZM6 149V148H5ZM13 149V148H12ZM57 149V148H56ZM81 149H83L82 148V146H81ZM112 149V148H111ZM11 150V149H10ZM27 150V149H26ZM30 150H31V148H30ZM45 150V149H44ZM47 150V149H46ZM51 150V149H50ZM85 150V149H84ZM102 150V149H101ZM110 150V149H109ZM108 150V151H109ZM118 150V149H117ZM116 150V151H117ZM34 151V150H33ZM36 151H37V149H36ZM80 151V150H79ZM88 151V150H87ZM105 151V150H104ZM16 152V151H15ZM24 152V151H23ZM26 152V151H25ZM49 152V151H48ZM47 152V153H48ZM72 152V151H71ZM77 152V151H76ZM86 152V151H85ZM97 152V151H96ZM99 152V151H98ZM18 153V152H17ZM28 153H30V152H28ZM40 153H41V151H40ZM46 153V152H45ZM74 153V152H73ZM81 153H84V152H82L81 151ZM2 154V153H1ZM16 154V153H15ZM26 154V153H25ZM24 154V155H25ZM77 154V157H78V152L76 153ZM99 155L98 156H100V152L98 153ZM103 154V153H102ZM49 155V154H48ZM80 155V154H79ZM83 155V154H82ZM106 155H107V152H106ZM110 155V154H109ZM4 156V155H3ZM7 156H8V154H7ZM7 156H6V158H7ZM12 156V155H11ZM34 156V155H33ZM38 156V155H37ZM44 156V155H43ZM54 156V155H53ZM67 156V155H66ZM72 155H70V157H71ZM75 156V155H74ZM105 156V155H104ZM15 157V156H14ZM17 157H20V156H17ZM23 157V156H22ZM46 157H47V154H46ZM46 157H44V159L46 158ZM55 157V156H54ZM67 157H69V156H67ZM69 157V158H70ZM93 157V156H92ZM16 158V157H15ZM31 158V157H30ZM39 158V157H38ZM43 158V157H42ZM41 158V159H42ZM49 158V157H48ZM53 158V157H52ZM51 158V159H52ZM88 158V157H87ZM103 158V157H102ZM111 158V157H110ZM26 159H28V158H26ZM47 159V158H46ZM66 159V158H65ZM68 159V158H67ZM101 159V158H100ZM106 159V158H105ZM7 160H8V158H7ZM15 160V159H14ZM13 160V161H14ZM17 160V159H16ZM25 160V159H24ZM24 160H20V161H24ZM32 160H33V158H32ZM71 160V159H70ZM76 160H78V159H76ZM26 161V160H25ZM34 161V160H33ZM40 161V160H39ZM47 161V160H46ZM7 162H9V161H7ZM18 162H19V160H18ZM18 162H15V163H18ZM32 162V161H31ZM34 162H36V161H34ZM49 162V161H48ZM81 162H83V161H81ZM21 163V162H20ZM24 163V162H23ZM22 163V164H23ZM43 163V162H42ZM44 163H46V162H44ZM69 163V162H68ZM68 163H67V165H68ZM10 164H12V163H10ZM32 164V163H31ZM111 164V163H110ZM17 165V164H16ZM19 165V164H18ZM17 165V166H18ZM36 165V164H35ZM73 165V164H72ZM109 165V164H108ZM40 167H41V165H39ZM70 166V165H69ZM75 166V165H74ZM73 166V167H74ZM23 167V166H22ZM30 167H31V165H30ZM32 167H33V164H32ZM51 167V166H50ZM86 167V166H85ZM103 167V166H102ZM14 168H15V166H14ZM36 168V167H35ZM70 168V167H69ZM13 169V168H12ZM16 169V168H15ZM24 169V168H23ZM31 169V168H30ZM37 169V168H36ZM40 169V168H39ZM38 169V170H39ZM52 169V168H51ZM71 169V168H70ZM73 169V168H72ZM100 169V168H99ZM110 169H112V167L110 168ZM14 170V169H13ZM19 170V169H18ZM20 170H22V169H20ZM19 170V171H20ZM38 170H36V171H38ZM49 170V169H48ZM87 170H88V168H87ZM115 170V169H114ZM85 171H86V169H85ZM30 172V171H29ZM88 172V171H87ZM22 174L24 173L23 171L21 172ZM45 173V172H44ZM261 173V172H260ZM17 174H18V171H17ZM21 174V175H22ZM29 174V173H28ZM27 174V175H28ZM31 174H34V173H31ZM35 174H37L36 172H35ZM39 174H41V173H39ZM78 174V173H77ZM88 174V173H87ZM96 174V173H95ZM15 175V174H14ZM30 175V174H29ZM90 175H91V173H90ZM93 175V174H92ZM97 175V174H96ZM12 176H13V174H12ZM36 176V175H35ZM34 176V177H35ZM42 177H44L43 175H41ZM23 177V176H22ZM21 177V178H22ZM27 177V176H26ZM13 178V177H12ZM16 178V177H15ZM30 179H31V181L32 180H34L33 179V177H29ZM28 178V179H29ZM40 178V177H39ZM27 179V180H28ZM41 179V178H40ZM22 180H24V179H22ZM98 180V179H97ZM13 181V180H12ZM20 182V181H19ZM24 182V181H23ZM30 182V181H29ZM35 182V181H34ZM22 183V182H21ZM92 183V182H91ZM96 183V182H95ZM12 186H13V183L11 182L10 183ZM9 184V185H10ZM23 184V183H22ZM26 184H28V183H26ZM25 184V185H26ZM15 185V184H14ZM29 185V184H28ZM35 185V184H34ZM11 187V186H10ZM28 187V186H27ZM31 187V186H30ZM34 187H36V186H34ZM107 187V186H106ZM20 188V187H19ZM10 189V188H9ZM38 189V188H37ZM36 189V190H37ZM5 190V189H4ZM12 190V189H11ZM19 190V189H18ZM18 190H16L17 192H18ZM29 190V189H28ZM13 191V190H12ZM14 191H15V189H14ZM20 191H22V190H20ZM90 191V190H89ZM5 192V191H4ZM20 192H18V194H19ZM45 193V192H44ZM43 193V194H44ZM9 193H7V195H8ZM10 194H12V192H10ZM9 194V195H10ZM40 194V193H39ZM3 195V194H2ZM6 195V194H5ZM20 195H23V194H20ZM26 195V194H25ZM37 195V194H36ZM45 195V194H44ZM24 196V195H23ZM28 196V195H27ZM9 197H11V196H9ZM20 197H22V196H20ZM32 197H33V195H32ZM35 197V196H34ZM33 197V198H34ZM38 197V196H37ZM44 197V196H43ZM5 198V197H4ZM11 198H13V196L11 197ZM25 198V197H24ZM23 198V199H24ZM39 198V197H38ZM42 198V197H41ZM14 199V198H13ZM44 199V198H43ZM21 200V199H20ZM29 200H31V199H29ZM37 200V199H36ZM91 200V199H90ZM6 201V200H5ZM14 201H16V200H14ZM22 201V200H21ZM25 201V200H24ZM35 201V200H34ZM39 202V201H38ZM255 202V201H254ZM4 203V202H3ZM26 203H27V201H26ZM30 203V202H29ZM10 204V203H9ZM47 204V203H46ZM11 205V204H10ZM34 205V204H33ZM43 206V205H42ZM42 206H41V208H42ZM45 206V205H44ZM48 206V205H47ZM54 206V205H53ZM39 207V206H38ZM37 208V207H36ZM44 208V207H43ZM52 208V207H51ZM57 208H58V206H57ZM13 209V208H12ZM16 209V208H15ZM30 209H31V207H30ZM47 209V208H46ZM2 210V209H1ZM3 210H5V209H3ZM7 210V209H6ZM6 210H5V212H6ZM14 210V209H13ZM23 210V209H22ZM21 210V211H22ZM42 211H44L43 209H42ZM41 211V212H42ZM52 211H54V208H52ZM16 212V211H15ZM33 212V211H32ZM45 212V211H44ZM12 213V212H11ZM17 213V212H16ZM30 213V212H29ZM53 213V212H52ZM0 214H1V212H0ZM38 214V213H37ZM45 214V213H44ZM50 214V213H49ZM54 214V213H53ZM8 215H10V214H8ZM21 215V214H20ZM26 215V214H25ZM38 215H40V213L38 214ZM38 215H36V216H38ZM58 215V214H57ZM3 216H5V215H3ZM12 216V215H11ZM27 216V215H26ZM6 217V216H5ZM16 217V216H15ZM21 217H22V215H21ZM31 217H32V214H31ZM24 218V217H23ZM29 218V217H28ZM33 218V217H32ZM31 218V219H32ZM45 218V217H44ZM47 218H48V216H47ZM54 218H56V217H54ZM39 219V218H38ZM4 220V219H3ZM15 220V219H14ZM46 220V219H45ZM54 220V219H53ZM52 220V221H53ZM21 221V220H20ZM41 221V220H40ZM7 222V221H6ZM15 222H16V220H15ZM50 222V221H49ZM88 222V221H87ZM9 223V222H8ZM22 223V222H21ZM21 223H20V225H21ZM30 223H31V221H30ZM39 223H41V222H39ZM5 224V223H4ZM13 224H14V222H13ZM18 224V223H17ZM27 224H28V222H27ZM43 224V223H42ZM47 224V223H46ZM49 224V223H48ZM51 224H52V222H51ZM1 225V224H0ZM3 226V225H2ZM10 226H11V223H10ZM18 226V225H17ZM30 226V225H29ZM16 227V226H15ZM26 227V226H25ZM25 227H23V228H25ZM47 227V226H46ZM12 228V227H11ZM21 228V227H20ZM35 228H36V226H35ZM1 229V228H0ZM16 229V228H15ZM26 229H27V227H26ZM54 229V228H53ZM5 230V229H4ZM3 230V231H4ZM7 230V229H6ZM5 230V231H6ZM17 230V229H16ZM20 231H21V229H19ZM25 229H23L22 231H24ZM257 230V229H256ZM259 231H261V230H259ZM13 232V231H12ZM17 232H18V230H17ZM241 233V232H240ZM260 233V232H259ZM19 234V233H18ZM33 234V233H32ZM15 235V234H14ZM14 235H12V236H14ZM20 235V234H19ZM21 235H22V233H21ZM26 235H29V234H26ZM41 235V234H40ZM258 235V234H257ZM262 235V234H261ZM42 236V235H41ZM242 236V235H241ZM3 237V236H2ZM17 237V236H16ZM25 237V236H24ZM248 237V236H247ZM26 238V237H25ZM243 237H241V239H242ZM245 238V237H244ZM263 238V237H262ZM6 239H8L7 237H6ZM5 239V240H6ZM23 239V238H22ZM28 239V238H27ZM260 239V238H259ZM9 241H11L10 239H8ZM24 240V239H23ZM34 240V239H33ZM2 241V240H1ZM14 241H16V240H14ZM20 241V240H19ZM26 241V240H25ZM264 242V241H263ZM13 243V242H12ZM20 243V242H19ZM262 243V242H261ZM263 244V243H262ZM3 245V244H2ZM10 245V244H9ZM14 245V244H13ZM38 245V244H37ZM250 245V244H249ZM252 245V244H251ZM3 246H7V245H5V243H4V245ZM36 246V245H35ZM14 247V246H13ZM22 247V246H21ZM39 247V246H38ZM2 248H4V247H2ZM17 248H19L18 246H17ZM31 248V247H30ZM36 248V247H35ZM252 250V249H251ZM255 250V249H254ZM7 251V250H6ZM31 251V250H30ZM45 251V250H44ZM34 252V251H33ZM256 252V251H255ZM9 253H10V251H9ZM16 253V252H15ZM252 253H254V252H252ZM4 254V253H3ZM12 254H13V252H12ZM28 254V253H27ZM32 254V253H31ZM9 255V254H8ZM8 255H5L6 257L8 256ZM14 255V254H13ZM10 256H12L11 254H10ZM9 257V256H8ZM60 257V255L58 256V258ZM258 257V256H257ZM5 259V258H4ZM18 259V258H17ZM25 259V258H24ZM46 259V258H45ZM56 259V258H55ZM54 259V260H55ZM259 259V258H258ZM263 259V258H262ZM23 260V259H22ZM57 260V259H56ZM55 260V261H56ZM4 261H6V260H4ZM19 261V260H18ZM25 261V260H24ZM54 261V262H55ZM58 261V260H57ZM254 261H255V259H254ZM9 262V261H8ZM5 263H7V262H5ZM26 263H27V260H26ZM255 263H256V261H255ZM10 264V263H9ZM257 264V263H256Z\"/></svg>",
	"mask_w": 264,
	"mask_h": 264
}]
</instances>
